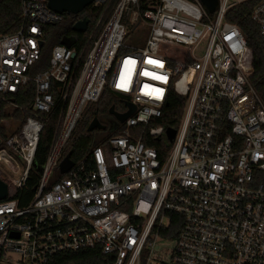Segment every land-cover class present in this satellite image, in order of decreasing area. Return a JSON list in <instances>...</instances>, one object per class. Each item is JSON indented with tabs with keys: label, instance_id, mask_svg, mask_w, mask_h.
I'll list each match as a JSON object with an SVG mask.
<instances>
[{
	"label": "built area",
	"instance_id": "obj_1",
	"mask_svg": "<svg viewBox=\"0 0 264 264\" xmlns=\"http://www.w3.org/2000/svg\"><path fill=\"white\" fill-rule=\"evenodd\" d=\"M245 3L264 39V0H217L213 14L199 0H93L87 8L103 11L89 50L56 45L35 73L42 28L64 14L48 0L20 1V27L0 34V101L26 115L12 133L0 120V180L8 186L0 264H49L80 251L99 252L101 264H264V98L250 81L252 52L226 19ZM127 28L146 33L140 46H124ZM28 85L30 107L9 100ZM54 88L62 102L55 133L39 186L19 207L13 197L33 168ZM106 88L135 111L85 157L70 156L72 168L60 175L78 122ZM172 93L185 105L170 142L158 121Z\"/></svg>",
	"mask_w": 264,
	"mask_h": 264
},
{
	"label": "trees",
	"instance_id": "obj_2",
	"mask_svg": "<svg viewBox=\"0 0 264 264\" xmlns=\"http://www.w3.org/2000/svg\"><path fill=\"white\" fill-rule=\"evenodd\" d=\"M20 1L21 0H0V34H13L21 25L20 16ZM251 3L241 4L234 7L227 14L226 19L229 22L236 24L241 30L246 45L252 52V67L253 75L251 76V84L255 91L264 98V39L259 35L258 27L252 23L248 12ZM103 9L87 8L78 15L64 14L63 20L55 25L45 26L42 28V41L44 46L41 49V57L37 64L32 69L37 73L47 68L51 50L56 45H63L67 48L74 49L76 52H81L85 48L89 50L91 44L88 43V34L94 23L101 16ZM111 10L105 15L103 25L109 18ZM84 17L89 19V30L85 34L76 33L72 30V26L82 20ZM54 99L56 102L54 110L47 114L48 121L45 124L44 130L40 135V140L35 156L33 168L31 169L25 186L17 191L13 197L18 202L19 207L26 206L33 198L40 182L41 169L45 163L48 149L53 139L56 125L59 118L62 102L59 100L57 88L53 89ZM34 95L33 85H28L19 90L18 93L9 97L18 107L28 108ZM128 98L114 93L108 88L104 89L100 99L90 105L84 112L81 120L78 122L70 140L65 149V155L70 154L74 162L85 157L91 147L100 142L104 137H99L93 142L94 133L88 132L89 123L94 118H107L110 107L114 106L115 111L123 110V102ZM185 105V100L175 94H170L167 100V105L164 108L161 120L158 125H163L169 128H177ZM26 115L18 110L10 109L6 103L0 101V120H13L22 124ZM118 129V128H117ZM116 129V130H117ZM113 131L110 134H115ZM6 129L0 124V135L5 136ZM101 135V134H100ZM99 135V136H100ZM168 145H166V150ZM165 153V152H164ZM172 219L179 218L176 215H171ZM180 225L171 224L172 235L175 236ZM102 256L97 251H80L74 254H62L53 259L49 264H101Z\"/></svg>",
	"mask_w": 264,
	"mask_h": 264
},
{
	"label": "water",
	"instance_id": "obj_3",
	"mask_svg": "<svg viewBox=\"0 0 264 264\" xmlns=\"http://www.w3.org/2000/svg\"><path fill=\"white\" fill-rule=\"evenodd\" d=\"M200 3L205 7L208 13L213 14L217 0H199ZM93 0H48V8L58 14H71L78 15L83 12ZM89 19L84 17L82 20L76 22L72 26V30L76 33L84 34L88 28ZM43 42H40V47L43 46ZM123 105L126 107V112L118 113L115 111L114 106L110 107L108 114L119 123H124L135 111V106L128 101H124ZM104 130V126L100 124L97 118H94L88 125L87 131L93 130ZM167 139L171 142L175 137V131L168 128L166 130ZM73 162L70 160V154H67L59 164L60 175H65L72 168ZM8 194V186L0 180V201L4 200Z\"/></svg>",
	"mask_w": 264,
	"mask_h": 264
},
{
	"label": "rangeland",
	"instance_id": "obj_4",
	"mask_svg": "<svg viewBox=\"0 0 264 264\" xmlns=\"http://www.w3.org/2000/svg\"><path fill=\"white\" fill-rule=\"evenodd\" d=\"M145 38H146V33H143V34H142V38H141V36L139 37V36L134 35V34L131 32V30H130L129 28H127V37H126L125 40H124V46H125V47L140 46V45L143 43V41L145 40ZM19 126H20L19 122H17V121H13V120H10V121L8 122V124H7V130H8L10 133H12V132H14L15 130H17ZM109 135H111V134H110V133H105V134L100 135V137H104V138H105V137H107V136H109ZM8 174H9V173H8ZM159 244H161V245H165V244H166V245H168L167 248H169V246H170L172 243H167V242L161 241V242H159ZM156 253H157L158 255H160L161 258H163L162 260H165V263H166V255H165V251L161 249V250H157Z\"/></svg>",
	"mask_w": 264,
	"mask_h": 264
},
{
	"label": "flooded vegetation",
	"instance_id": "obj_5",
	"mask_svg": "<svg viewBox=\"0 0 264 264\" xmlns=\"http://www.w3.org/2000/svg\"><path fill=\"white\" fill-rule=\"evenodd\" d=\"M127 101V100H125ZM98 121L100 122V124L102 126H104V130H93L91 131L92 133H94V140L93 142H95L97 140V138H99L100 134H105V133H112L113 131H115V126H116V120L114 119V117L112 116H108L107 118H99Z\"/></svg>",
	"mask_w": 264,
	"mask_h": 264
}]
</instances>
